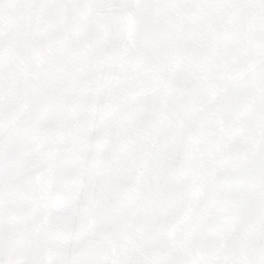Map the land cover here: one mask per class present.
<instances>
[{"label":"snow or ice","instance_id":"6c2138e0","mask_svg":"<svg viewBox=\"0 0 264 264\" xmlns=\"http://www.w3.org/2000/svg\"><path fill=\"white\" fill-rule=\"evenodd\" d=\"M0 264H264V0H0Z\"/></svg>","mask_w":264,"mask_h":264}]
</instances>
